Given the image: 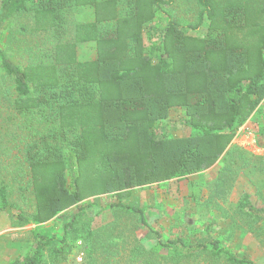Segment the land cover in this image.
Wrapping results in <instances>:
<instances>
[{
	"label": "trees",
	"instance_id": "1",
	"mask_svg": "<svg viewBox=\"0 0 264 264\" xmlns=\"http://www.w3.org/2000/svg\"><path fill=\"white\" fill-rule=\"evenodd\" d=\"M143 1L0 0V212L12 211L10 183L17 182L31 190L35 202L31 218L18 215L23 223L40 226L71 214L58 235L34 229V250L11 264L65 262L79 241L85 246L83 264H117L129 250L127 264H160L142 238L122 246L118 239L125 234L117 235L116 220L95 226L96 218L110 211L150 228L145 209L121 200L84 201L100 195L122 199L139 188L203 173L264 104V35L257 54L227 33L245 26L243 6H226L224 27L196 39L188 31L198 33L206 16L214 18V0H197L198 20L188 25L165 9L173 0H151L155 9L149 18ZM83 8L93 10L94 20H82V33L75 12L85 15ZM28 13L48 18L43 29L58 66L53 80L43 65L34 69V76L41 74L34 88L24 66L6 51L15 21ZM67 33L82 35L96 58L78 60ZM173 109L185 111L193 134L167 135ZM35 118L47 122L44 134ZM12 158L19 165L16 175L10 174ZM91 208L99 209L96 215H89ZM237 210L264 233V205L245 193ZM154 233L158 251L167 249L172 264L200 254L228 264H256L225 248L210 231L208 241L164 242Z\"/></svg>",
	"mask_w": 264,
	"mask_h": 264
},
{
	"label": "rangeland",
	"instance_id": "2",
	"mask_svg": "<svg viewBox=\"0 0 264 264\" xmlns=\"http://www.w3.org/2000/svg\"><path fill=\"white\" fill-rule=\"evenodd\" d=\"M173 2L172 5H165V9H168L175 19L183 25L197 22L199 13L197 0H173ZM213 5L216 8L214 18L210 19L206 16L201 30L198 33L188 31L190 36L204 39L207 35L209 36V31L223 28L225 25L223 9L229 5H239L247 10L246 24L243 28H229L227 33L235 42L257 54L261 52L260 41L264 35V14L261 10L264 9V0H214ZM143 8L144 13L149 14L148 18L154 15L155 8L151 0H144ZM82 11H85V15H82L81 11L75 13L78 30L83 33L85 29L81 24L82 20L90 23L94 20L92 18L94 13L88 8ZM155 18L156 15L154 20ZM47 20L46 16L33 13L19 17L6 43L7 48L5 47L9 56L20 62L26 69L32 88H34L33 84L38 82V76L41 75L34 76V69L43 65L48 71L45 75L49 80H53L58 68V66L54 67L55 59L48 51L50 42L46 40V31L43 29V24ZM66 35L68 39L75 40L78 60L86 62L96 58V52L91 49L90 44L83 45L80 41L82 35L74 36L73 33ZM49 39L53 41L51 37ZM48 115L52 116L50 112ZM34 121L37 125L40 121L42 122L43 128L40 126L37 128L39 130L42 128L41 132L44 134L48 126L47 122L41 118H35ZM184 121L185 111L173 109L170 118L165 122L167 135L173 137L193 134V130L186 126ZM57 124L59 125L58 122ZM246 126L249 130L240 132L217 163L201 174L161 185L139 188L131 196L122 199L100 195L84 201L87 204L105 205L121 200L126 205L145 209L150 228H140L138 220L133 216L120 212L119 218H116L110 211L97 217L95 226L101 227L116 220L117 235L125 234V238L118 239L124 240L122 246L126 242L134 241V237L142 238L144 247L154 255V260H161L160 264L172 263L166 261L167 249L158 251L154 231H157L164 242L179 237L185 240L208 241L206 236L210 231L212 237L220 240L225 248L239 257L245 256L256 264H264V233L257 232L256 224H247L244 216L237 210V205L245 193L250 195L255 204L264 205V104L257 113L252 115ZM14 153L16 154L17 150ZM8 163L9 160L6 161V166ZM18 166L12 158L11 167L9 166L10 174L16 175ZM221 181L222 184L218 188L217 183ZM10 185L12 188L10 202L13 209L0 212V264H11L34 250L36 243L33 237L34 229L39 228L48 235H58L71 215L69 214L67 219H63V216L58 217L40 226L25 224L19 220L18 215L32 217L35 211L34 196L31 190L24 189L17 182H11ZM98 210V208H91L89 215L90 212L96 215ZM82 242L77 243L73 253L65 262L57 264H83L85 246ZM130 256L129 250L118 258L117 264H127ZM181 264L228 263L200 254L182 260Z\"/></svg>",
	"mask_w": 264,
	"mask_h": 264
},
{
	"label": "crops",
	"instance_id": "3",
	"mask_svg": "<svg viewBox=\"0 0 264 264\" xmlns=\"http://www.w3.org/2000/svg\"><path fill=\"white\" fill-rule=\"evenodd\" d=\"M246 125H247V124H246ZM246 125H244V126L238 131L237 135H238L240 132L244 131V130H249V128H248Z\"/></svg>",
	"mask_w": 264,
	"mask_h": 264
}]
</instances>
